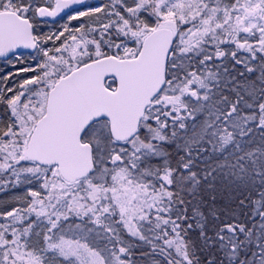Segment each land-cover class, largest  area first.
<instances>
[{"label": "snow or ice", "instance_id": "6c2138e0", "mask_svg": "<svg viewBox=\"0 0 264 264\" xmlns=\"http://www.w3.org/2000/svg\"><path fill=\"white\" fill-rule=\"evenodd\" d=\"M0 264H264V0H0Z\"/></svg>", "mask_w": 264, "mask_h": 264}]
</instances>
